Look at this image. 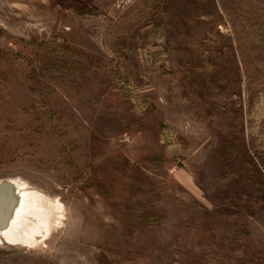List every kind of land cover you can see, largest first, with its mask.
<instances>
[{"label": "rangeland", "instance_id": "rangeland-1", "mask_svg": "<svg viewBox=\"0 0 264 264\" xmlns=\"http://www.w3.org/2000/svg\"><path fill=\"white\" fill-rule=\"evenodd\" d=\"M13 178L0 264H264V0H0Z\"/></svg>", "mask_w": 264, "mask_h": 264}, {"label": "bare ground", "instance_id": "bare-ground-1", "mask_svg": "<svg viewBox=\"0 0 264 264\" xmlns=\"http://www.w3.org/2000/svg\"><path fill=\"white\" fill-rule=\"evenodd\" d=\"M8 181L11 184L12 198L5 221L0 225V242L31 243L39 226L48 218L51 202L47 201L43 191L20 178ZM32 216L35 218L30 219Z\"/></svg>", "mask_w": 264, "mask_h": 264}, {"label": "water", "instance_id": "water-1", "mask_svg": "<svg viewBox=\"0 0 264 264\" xmlns=\"http://www.w3.org/2000/svg\"><path fill=\"white\" fill-rule=\"evenodd\" d=\"M9 181L0 183V225L5 221L6 212L11 205L12 190Z\"/></svg>", "mask_w": 264, "mask_h": 264}]
</instances>
